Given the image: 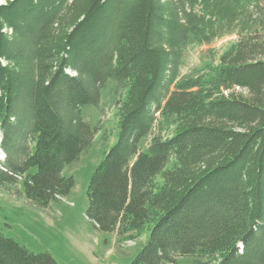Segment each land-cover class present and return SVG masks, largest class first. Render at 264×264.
<instances>
[{
  "label": "trees",
  "instance_id": "obj_1",
  "mask_svg": "<svg viewBox=\"0 0 264 264\" xmlns=\"http://www.w3.org/2000/svg\"><path fill=\"white\" fill-rule=\"evenodd\" d=\"M232 34L217 66L180 76L187 48ZM109 83L125 97L87 190L95 229L149 232L131 264H264V0H5L0 189L20 180L40 209L67 198L63 172L98 133L82 110ZM0 264L58 263L0 229Z\"/></svg>",
  "mask_w": 264,
  "mask_h": 264
},
{
  "label": "rangeland",
  "instance_id": "obj_2",
  "mask_svg": "<svg viewBox=\"0 0 264 264\" xmlns=\"http://www.w3.org/2000/svg\"><path fill=\"white\" fill-rule=\"evenodd\" d=\"M5 0H0V5ZM238 41L236 34L215 40L210 45H193L187 48L180 68V76L202 72L217 66L222 55ZM125 97L114 83H109L101 93L98 107L82 110L84 121L98 129L94 142L79 160L65 168L63 175L75 180L71 194L47 209L29 202L22 182L0 189V229L34 254H48L58 264H131L141 252L149 232L133 240L122 239L116 233H103L87 219V190L96 168L117 141V103ZM173 128H157L152 137H168ZM151 137V138H152ZM144 144L146 149L150 142ZM5 155L0 148V161ZM179 264H216L215 259L183 257Z\"/></svg>",
  "mask_w": 264,
  "mask_h": 264
}]
</instances>
